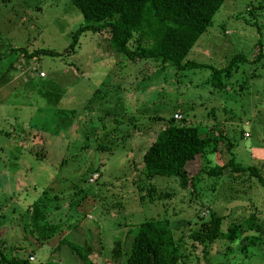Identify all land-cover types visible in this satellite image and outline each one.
<instances>
[{"label": "rangeland", "instance_id": "obj_1", "mask_svg": "<svg viewBox=\"0 0 264 264\" xmlns=\"http://www.w3.org/2000/svg\"><path fill=\"white\" fill-rule=\"evenodd\" d=\"M84 24L70 0H0L4 255L33 257L31 264H71L65 247L55 251L59 238L70 234L74 242L92 245L93 260L122 264L121 257L107 258L114 241L127 253L129 228L163 217L179 239L180 264H264V243L243 251L239 239L191 247L188 238L211 212L222 217L223 231L252 213L264 229V0H225L188 53L186 60L216 68L245 56L219 88L210 85L206 66L180 70L152 59L129 60L110 47L109 31H86L75 52L65 53ZM39 48L60 55L28 56ZM168 123L197 126L218 139L216 152L188 165L195 191L143 172V151ZM224 155L255 168L257 176L247 170L220 177L201 172L228 161ZM50 186L65 188L62 197L47 193ZM72 194L76 200L68 210Z\"/></svg>", "mask_w": 264, "mask_h": 264}, {"label": "trees", "instance_id": "obj_2", "mask_svg": "<svg viewBox=\"0 0 264 264\" xmlns=\"http://www.w3.org/2000/svg\"><path fill=\"white\" fill-rule=\"evenodd\" d=\"M224 1L70 0V3L81 12L85 24L73 32L71 42L64 52L74 53L80 35L86 31L93 33L109 31L110 47L115 52L125 55L129 60L152 59L180 70L189 66L193 68L206 66L211 70L210 85L213 88H219L222 85L223 75H229L238 62L246 61L244 55L232 56L228 65L222 68L186 60V57L199 36L207 31L214 14ZM135 34L137 35L136 46L130 50L128 43ZM37 55L58 56L60 53L47 48H39L28 56ZM261 57L259 53L255 58L256 61H259ZM217 141L216 136L209 130H201L197 126L185 123L183 125L168 123L158 131L154 140L143 151L141 163L145 177L147 179L160 176L174 178L181 189L189 187L191 191H195L197 179H195V174L189 173L188 165L197 157H204L207 151L216 152ZM224 156L227 158L226 155ZM227 160L222 165H212L211 168L201 170V172L210 177H220L229 176L232 171L247 170L257 176L255 168L242 167L232 158H227ZM153 190L154 187L148 189L149 196ZM64 191L65 188L56 191L50 186L47 193L57 194L56 197L59 199ZM72 195L67 199L68 209H70V201L76 200V195ZM59 202L60 200H57L52 207L54 209L60 207ZM39 204L47 209L46 203ZM254 216L252 213L242 222H230L223 231L221 229L222 217L211 212L210 219L202 222L198 229L189 234L191 247L195 246V243L212 245L219 239L226 240L227 245L239 239L240 248L243 251L248 247L263 244V236L257 233L264 232V229H260ZM128 231L131 235L128 252L126 253L119 240L114 241L112 248L107 251L108 259L121 257L122 264H180L182 262L184 254L181 252L179 239H176L168 218L150 219L131 226ZM69 235L63 234L59 238L55 246L56 252L65 247L62 254L69 256L67 258L71 264H101L91 258L93 254L91 244L87 242L78 244ZM0 261L3 264H31L29 257L8 258L2 249H0Z\"/></svg>", "mask_w": 264, "mask_h": 264}, {"label": "built area", "instance_id": "obj_3", "mask_svg": "<svg viewBox=\"0 0 264 264\" xmlns=\"http://www.w3.org/2000/svg\"><path fill=\"white\" fill-rule=\"evenodd\" d=\"M39 77H45V72L44 71H40L39 72ZM175 118L176 119H180L181 118V116L179 115V114H175ZM247 135V134H246ZM29 259H33V257H29Z\"/></svg>", "mask_w": 264, "mask_h": 264}, {"label": "crops", "instance_id": "obj_4", "mask_svg": "<svg viewBox=\"0 0 264 264\" xmlns=\"http://www.w3.org/2000/svg\"><path fill=\"white\" fill-rule=\"evenodd\" d=\"M56 194V193H55ZM64 194V193H63ZM62 195V194H61ZM69 210V209H68ZM72 216V215H71ZM76 230V228H73L72 231L74 232ZM76 232H80V231H76Z\"/></svg>", "mask_w": 264, "mask_h": 264}]
</instances>
